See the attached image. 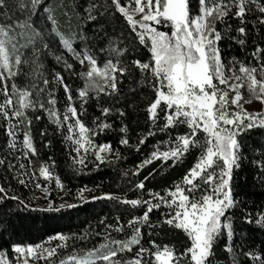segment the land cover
Returning <instances> with one entry per match:
<instances>
[{"label": "snow or ice", "instance_id": "6c2138e0", "mask_svg": "<svg viewBox=\"0 0 264 264\" xmlns=\"http://www.w3.org/2000/svg\"><path fill=\"white\" fill-rule=\"evenodd\" d=\"M62 7L0 0V264H264V0Z\"/></svg>", "mask_w": 264, "mask_h": 264}, {"label": "trees", "instance_id": "16d2710c", "mask_svg": "<svg viewBox=\"0 0 264 264\" xmlns=\"http://www.w3.org/2000/svg\"><path fill=\"white\" fill-rule=\"evenodd\" d=\"M51 3L54 6H57V13L61 15V23H64L62 18V13L67 9L63 8V5L70 4V0H51ZM23 19V17H21ZM71 23L73 26L75 25V18L73 17ZM27 32V29L23 30ZM16 39H19L20 32L17 31ZM20 45L24 44L23 39H19ZM62 145L57 141L54 145V148L44 149L45 153L51 154L53 151L55 152V158H59L61 161V166L65 167V171H67L66 163L63 154L61 152ZM135 163V159L133 157H129L127 162V167L132 168ZM169 170H165L168 172ZM180 169H176L174 172H171L173 176H175ZM146 174V172L144 173ZM110 175L107 171H102L100 175H96L95 173L92 175L91 179L86 178L85 180L77 181L73 180L72 184L69 185L73 191H75V186L83 185L85 182L88 183V186L91 187L93 182L99 183L101 180H106V178ZM142 178V177H141ZM53 196L56 195L55 191L52 193ZM99 205L87 204L83 207L65 211L63 214L61 213H40V212H32L30 214H24V223L29 227L25 230H22L21 237L26 241H35L41 238V233L50 234L53 230H64L68 231L69 229L75 231L77 226H83V223L90 217L94 210H97Z\"/></svg>", "mask_w": 264, "mask_h": 264}, {"label": "rangeland", "instance_id": "374dc122", "mask_svg": "<svg viewBox=\"0 0 264 264\" xmlns=\"http://www.w3.org/2000/svg\"><path fill=\"white\" fill-rule=\"evenodd\" d=\"M15 38H16V35H15ZM255 107V106H254Z\"/></svg>", "mask_w": 264, "mask_h": 264}]
</instances>
